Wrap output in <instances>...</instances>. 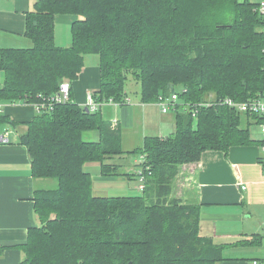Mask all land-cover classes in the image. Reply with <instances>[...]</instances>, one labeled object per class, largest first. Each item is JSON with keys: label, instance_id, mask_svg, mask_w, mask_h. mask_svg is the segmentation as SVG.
I'll return each instance as SVG.
<instances>
[{"label": "trees", "instance_id": "trees-1", "mask_svg": "<svg viewBox=\"0 0 264 264\" xmlns=\"http://www.w3.org/2000/svg\"><path fill=\"white\" fill-rule=\"evenodd\" d=\"M255 0H36L26 14L31 48H0V102L36 104L71 83V99L54 103L26 122L19 141L29 148L35 178L54 185L38 189L35 211L42 224L29 230L20 264H217L224 245L201 234V205L180 197L176 182L185 164L206 151L228 153L255 143L251 120L221 104L264 93V16ZM69 15V46L56 43L57 16ZM88 54L99 56V102L126 97L129 76L140 82L143 102L178 94L176 128L167 137L147 136L123 149L120 128L102 111L75 102L73 82ZM209 96L211 99H209ZM242 114H246V125ZM98 131L97 141L84 133ZM127 153L141 155V194H95L87 163L101 174L121 175ZM56 180V181H54ZM175 187V189H174ZM177 191V192H176Z\"/></svg>", "mask_w": 264, "mask_h": 264}, {"label": "crops", "instance_id": "crops-1", "mask_svg": "<svg viewBox=\"0 0 264 264\" xmlns=\"http://www.w3.org/2000/svg\"><path fill=\"white\" fill-rule=\"evenodd\" d=\"M35 2L0 0V48L33 47V40L25 34V29L26 14ZM71 21L70 17L65 43L58 42L56 22L57 44H71ZM100 83L99 56H87L82 73L73 82L72 99L85 107L87 92L96 91ZM0 106L10 119L18 122L30 121L37 114L33 104L22 101H2ZM104 109L108 113L104 120L112 128H120L125 151L141 146L147 136L167 137L176 128L174 113L163 112L158 102H143L140 94L133 97L127 90L121 103H105L101 111ZM4 129L10 131V141L0 143V264H20L25 259L22 246L28 240L29 230L42 224L35 211L36 191L54 183L33 176L29 148L19 141L27 126L6 124L1 131ZM84 136L89 141L100 138L98 131L85 132ZM261 138V135L254 138L256 142L250 145L234 146L228 153L206 151L197 163L183 165L176 182L180 197L201 205V234L224 245L225 259L217 264L264 262V151L260 146ZM127 143L131 145L126 147ZM123 161L120 165L125 169L124 173L116 176L102 175L100 164L89 167L87 171L93 176L95 191L109 188L105 191L116 193L120 189L136 188L130 185L132 179L127 174L133 175V171L138 174L139 162L137 160L136 169H132Z\"/></svg>", "mask_w": 264, "mask_h": 264}, {"label": "built area", "instance_id": "built-area-1", "mask_svg": "<svg viewBox=\"0 0 264 264\" xmlns=\"http://www.w3.org/2000/svg\"><path fill=\"white\" fill-rule=\"evenodd\" d=\"M257 11L264 16V0L259 1L258 6L256 7ZM87 101L86 106L89 108V111L96 112L101 110V106L105 103H121L114 101L113 99H109L107 101L99 102L95 98V94L93 91L87 92ZM71 99V83L69 81H62L59 85L58 91L49 97V99L43 100L42 102L33 104L36 111L40 112L43 109L51 107L54 103L67 102ZM126 101H130V99H126ZM179 101L178 94H173L171 97L160 96L158 100V104L161 105L163 112H169V110H175L177 103ZM221 104L227 105L232 108H237L242 113H247L251 116L258 115L264 119V93L262 96L250 99L248 101H236L232 98H226L220 100ZM261 130V141L260 146L264 151V120L260 123H256ZM10 141V131L8 129H4L0 131V143H8ZM144 178L141 179L140 188L144 187L143 184ZM252 264H264L259 260L253 261Z\"/></svg>", "mask_w": 264, "mask_h": 264}, {"label": "rangeland", "instance_id": "rangeland-1", "mask_svg": "<svg viewBox=\"0 0 264 264\" xmlns=\"http://www.w3.org/2000/svg\"><path fill=\"white\" fill-rule=\"evenodd\" d=\"M255 1H261V0H255ZM69 15H62V16H57L56 22H57V35L59 37L58 42H62L65 43L66 41V37L69 35V23L68 20H70ZM72 18V17H71ZM95 54H88L87 56H94ZM86 56V59H87ZM4 77V73L2 71H0V84L2 83ZM126 90L129 92V94L133 97H136L137 95L139 96L140 94V82H138L137 80H135L132 76H129L127 83H126ZM87 95V94H86ZM86 101H87V96L85 97ZM209 99H211V97L209 96ZM169 112H172V110H169ZM172 113H170L169 115H172ZM103 117L108 118V113H106V109L103 110L102 112ZM246 114H242V121L243 124L246 125ZM250 131L252 134L253 138H259L261 135V130L258 127V125L255 122H252L251 120V125H250ZM262 136V135H261ZM85 140H89L86 136H84ZM134 140H136V136L134 137ZM130 143L126 144V147L130 146ZM132 150V149H129ZM124 159H119V157L114 158L113 162H120L123 161L127 164H129L128 166H132V169H136L137 167V160L138 162L141 161V155L139 154H134V153H127L124 156ZM93 165H99L98 162H92V163H87L85 166L86 170H89L90 166ZM121 172H124L125 169H121ZM132 174H135V171L132 172ZM136 178V179H135ZM140 178L139 176L134 177L131 181H130V185L133 187H136L135 189H131V190H126V189H120L119 191L115 192H108L105 190H108L109 188H102L101 190L103 191H95V194L98 195H104V196H113V195H118V196H127V195H136V194H141L142 193V188H140V184L139 181ZM51 181V180H50ZM56 181V180H54Z\"/></svg>", "mask_w": 264, "mask_h": 264}, {"label": "water", "instance_id": "water-1", "mask_svg": "<svg viewBox=\"0 0 264 264\" xmlns=\"http://www.w3.org/2000/svg\"><path fill=\"white\" fill-rule=\"evenodd\" d=\"M85 110H86L87 112H90V111H89V108H88L87 106H85Z\"/></svg>", "mask_w": 264, "mask_h": 264}]
</instances>
